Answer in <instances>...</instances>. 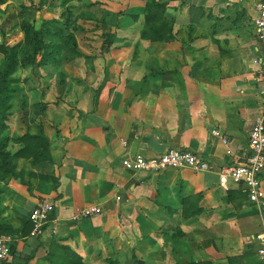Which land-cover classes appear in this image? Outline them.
<instances>
[{
  "label": "rangeland",
  "instance_id": "1",
  "mask_svg": "<svg viewBox=\"0 0 264 264\" xmlns=\"http://www.w3.org/2000/svg\"><path fill=\"white\" fill-rule=\"evenodd\" d=\"M0 1V45L20 43L23 51L24 37L19 26L22 21L42 28L43 22L56 20L63 35L74 34L80 52L78 57H71L64 40L54 39L60 47L58 64L38 66L35 61L24 66L26 59L19 57L13 76L17 91L9 101L2 136L10 140L25 134L45 136L49 140L51 163L33 164L20 159L17 171L53 176L59 180V186L67 183L85 200L110 202L108 208L102 204L104 213L100 216L76 224L69 222V216L64 223L78 227L73 233L78 236L75 244L84 242V252L88 250V259L84 262L81 258V264L144 262L147 240L152 230L160 226L159 215L146 216L148 202L164 205L166 197L179 190L183 178L179 171L171 170L134 180L121 169L119 161L139 152L137 143L141 138L146 141L166 127L163 112L170 108L165 104L186 97L187 80H193L192 85L197 88L194 93L206 96L203 88L208 74L201 69L208 68L202 67L199 59L186 58L193 26H175L167 8L162 19L171 26L179 42L151 43L140 38L145 0ZM162 1L168 4L170 0ZM199 19L196 14V20ZM194 35L202 36L196 30ZM50 40V35L45 34V41ZM202 44L198 45V52L203 50ZM3 62L0 54V69ZM169 83L172 87H167ZM133 126L138 128L137 141L128 142ZM20 147L13 141L8 144L12 152ZM24 179L31 190L34 182L58 194L59 186L55 188L53 182L28 176ZM10 180L14 183L8 189ZM31 190L12 178L0 182V213L5 216L0 224L16 232L23 229L32 210ZM52 200L47 194L38 203ZM0 236L8 238L13 247L16 238L23 239L7 230H2ZM63 241L52 243L46 261L48 254L61 260L58 246L64 245Z\"/></svg>",
  "mask_w": 264,
  "mask_h": 264
},
{
  "label": "crops",
  "instance_id": "2",
  "mask_svg": "<svg viewBox=\"0 0 264 264\" xmlns=\"http://www.w3.org/2000/svg\"><path fill=\"white\" fill-rule=\"evenodd\" d=\"M263 1H169L167 12L172 13L175 26H193L192 35L195 30L198 35H202L200 38L197 35L189 36L187 43L190 50L186 58L199 59L202 67L208 68L201 69L203 74H208L203 88L206 96L202 98L200 92L194 93L193 89L197 92V88L192 85L193 80H187L189 88L186 97L165 104L170 108L163 112V122L168 123L166 127L146 141L141 138L137 143L140 148L136 154L154 157L170 148H180L203 156L216 170L246 163L250 155L248 133L260 117L263 103L264 44L257 39L253 26L255 7ZM197 7L203 9V17L199 20H196L194 14V8ZM178 42L176 38V42L172 43ZM201 43L204 48L198 52ZM171 85L169 83L167 87ZM212 131L216 134L213 135ZM135 137L128 142H132ZM123 158L119 163L125 171L121 166ZM176 171L183 178L179 190L167 196L164 205L148 202L150 207L145 212L146 216L151 218V215H159L160 226L152 230L147 240L144 262L263 264L256 252L262 244L252 239L258 234H264V207L250 204L246 196L242 198L239 195L240 189L231 182L227 189L222 188L216 171L201 174L189 170H173ZM128 173L134 180H139L164 172L157 175ZM12 182L9 181L8 189H11ZM66 184H60L58 189L61 198L55 201L54 223L38 237L29 235L21 240L16 238L13 244L17 255L11 256L7 264H50L45 256L52 243L61 239L64 240V246L69 245L84 262L87 261L89 254L88 250L84 252V242L75 244L78 236L73 233L78 227L64 223L69 221L73 213L92 204L99 205L104 213V207L108 208L110 202L85 200ZM33 187L29 196L32 209L47 194L50 199L56 197L54 191L49 193L44 186L33 182ZM262 188L264 190V177ZM229 193L232 194L233 203L229 201ZM241 203L242 208H234V205ZM2 213L0 219L5 217Z\"/></svg>",
  "mask_w": 264,
  "mask_h": 264
},
{
  "label": "trees",
  "instance_id": "3",
  "mask_svg": "<svg viewBox=\"0 0 264 264\" xmlns=\"http://www.w3.org/2000/svg\"><path fill=\"white\" fill-rule=\"evenodd\" d=\"M43 0H39L41 3ZM1 3V1H0ZM167 10V3L162 0H145L144 1V14H143V27L140 31V38L151 43H172L176 42V37L172 33V28L168 22L163 21V16ZM194 12L199 18L203 16V10L201 8H194ZM133 20H137L136 16H131ZM57 21L50 20L42 23V28H38L34 23L22 21L20 23V31L24 37V49L20 50V43L15 45H6L2 43L0 45V54L3 56V67L0 69V182L7 181L9 178L18 180L20 184L27 187V190H31V185L24 178H38L40 180L53 182L55 188L59 186V180L53 176L35 175L33 173L26 174L22 170L17 171V162L20 159L30 160L31 163H51L49 140L43 135H29L17 137L10 140L8 137L2 136V132L6 129V122L8 118V111L10 109V103L12 95L17 91L16 79L13 77L18 66L19 57L22 56L26 61H23L24 66H28L31 63L38 61V66L42 65H56L59 63L58 56L60 54V47L53 42L54 39H63L64 46L71 57H78L80 52L77 48V42L72 32L63 35V31L57 28ZM45 34L50 35L51 40L49 43L45 41ZM100 88L96 90L93 99V110L97 106V98ZM81 115V114H79ZM82 116L80 119H82ZM138 128L133 126L128 136V141H131L137 134ZM13 141L19 144L21 147L19 150L12 152L8 150V144ZM239 195L244 198L246 193L243 190L239 191ZM61 198V194L52 200V204L55 207V201ZM229 201L233 203L232 194L229 193ZM242 203L238 206L234 205L235 209L242 208ZM56 219V210L49 216L48 223L43 227V230L51 226ZM2 230L14 232L21 238H26L32 231V225L28 221L21 231H14L9 226L0 224V234ZM60 250L59 256L54 259L51 254H48L47 260L50 264H81V257L75 254L68 246H58ZM51 253V252H49ZM10 256L15 257L17 255L15 247L10 245ZM134 264H147L138 261ZM187 264H199V263H187Z\"/></svg>",
  "mask_w": 264,
  "mask_h": 264
},
{
  "label": "built area",
  "instance_id": "4",
  "mask_svg": "<svg viewBox=\"0 0 264 264\" xmlns=\"http://www.w3.org/2000/svg\"><path fill=\"white\" fill-rule=\"evenodd\" d=\"M256 15L253 26L257 39L264 44V1L255 7ZM263 103L260 117L251 126L248 133V146L250 155L243 165L225 166L216 170L215 166L203 156L188 149L170 148L164 153L145 157L141 154L126 156L121 160L122 168L133 175L159 174L167 170H189L193 173H210L216 171L219 185L227 189L231 182L246 193L247 201L252 205L264 207V190L262 178L264 177V87L262 91ZM215 135L216 132L212 131ZM227 154H230L227 151ZM119 200V198H117ZM51 202L38 203L28 214V221L32 225L30 235L38 237L43 227L48 223L50 214L54 211ZM103 214L102 208L97 204L86 206L71 217L72 223H77L94 216ZM253 241L262 244L256 249L257 255L264 264V234L253 237ZM9 239L0 236V264H7L10 259Z\"/></svg>",
  "mask_w": 264,
  "mask_h": 264
}]
</instances>
